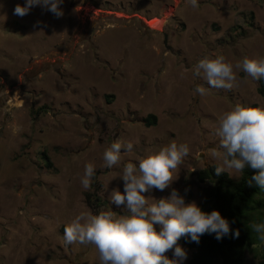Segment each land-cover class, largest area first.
Listing matches in <instances>:
<instances>
[{
    "label": "rangeland",
    "instance_id": "rangeland-1",
    "mask_svg": "<svg viewBox=\"0 0 264 264\" xmlns=\"http://www.w3.org/2000/svg\"><path fill=\"white\" fill-rule=\"evenodd\" d=\"M23 3L0 0V264H99L94 246H65L64 228L83 211L126 214L109 202L113 189L123 191V164L186 143L189 154L170 188L144 195L158 200L176 189L185 204L199 206L210 183L196 174L222 164L215 135L221 114L237 104L264 108L258 81L235 67L264 57V4L63 0L60 18L38 6L14 15ZM217 56L238 79L230 90L196 94L197 85L208 86L194 65ZM149 114L156 124L146 127ZM114 141H133V152L107 169L102 154ZM86 163L95 167L87 190L80 184ZM85 193L100 198L98 210ZM263 247L247 252L246 264H257ZM183 249L186 264L192 251Z\"/></svg>",
    "mask_w": 264,
    "mask_h": 264
},
{
    "label": "clouds",
    "instance_id": "clouds-1",
    "mask_svg": "<svg viewBox=\"0 0 264 264\" xmlns=\"http://www.w3.org/2000/svg\"><path fill=\"white\" fill-rule=\"evenodd\" d=\"M191 7L198 6V0H187ZM63 0H24L17 4L13 14L23 17L32 8L40 7L56 18L63 16L60 5ZM233 65L225 57L200 59L193 68L195 77H202L208 88L197 85L194 92L203 95L210 89L230 90L238 79ZM235 67L253 82H264V57L243 58ZM215 135L220 138L217 152L222 164L214 167L219 176L230 170L234 175H243L245 167L256 170L248 181L264 191V108H249L239 104L219 118ZM133 141H114L103 152V167L112 169L121 162L122 153L133 152ZM189 154L186 143L171 142L154 154L123 164L117 176L122 181L123 191L113 189L109 202L117 207L123 205L126 214L117 215L110 208L98 214L90 210L79 213L64 228L65 246L73 243L92 245L98 253L99 264H184L186 251L178 244L182 237L199 242L205 233L215 234L220 240L229 234V221L212 210L203 212L194 202L185 204L183 196L171 189L167 198L158 200L145 193L153 189L164 191L170 188L173 173ZM95 176L92 163L84 165L80 184L89 189ZM116 178V177H114ZM149 199L154 202L149 204ZM257 240L264 242V220L251 224ZM233 238L239 235L232 230ZM171 251L169 259L165 253Z\"/></svg>",
    "mask_w": 264,
    "mask_h": 264
},
{
    "label": "trees",
    "instance_id": "trees-1",
    "mask_svg": "<svg viewBox=\"0 0 264 264\" xmlns=\"http://www.w3.org/2000/svg\"><path fill=\"white\" fill-rule=\"evenodd\" d=\"M257 1L264 4V0ZM257 93L264 98V82L258 81ZM257 107L255 104L249 106ZM143 123L146 127L155 125V115H147ZM42 156L46 161L45 166L51 168L45 152ZM214 167L202 169L196 174L199 181L210 183L205 198L198 207L205 213L218 211L222 218L229 221V234L217 240L214 238L215 234L205 233L199 237L198 243L182 237L178 244L192 251L186 264H246L245 254L253 252L254 247L261 242L252 232L251 224L264 220V191L259 190L254 183L251 186L248 183L256 170L245 167L243 175L232 179L227 173L217 176ZM84 197L92 210H98L101 201L96 194L85 193ZM233 229L239 232L235 238L231 234ZM257 264H264V247Z\"/></svg>",
    "mask_w": 264,
    "mask_h": 264
},
{
    "label": "water",
    "instance_id": "water-1",
    "mask_svg": "<svg viewBox=\"0 0 264 264\" xmlns=\"http://www.w3.org/2000/svg\"><path fill=\"white\" fill-rule=\"evenodd\" d=\"M164 44H165V41H164Z\"/></svg>",
    "mask_w": 264,
    "mask_h": 264
}]
</instances>
